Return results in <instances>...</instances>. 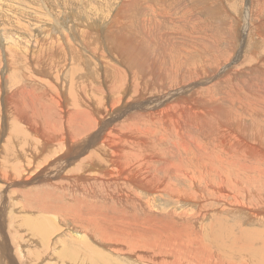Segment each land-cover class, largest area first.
<instances>
[{
  "label": "bare ground",
  "instance_id": "6f19581e",
  "mask_svg": "<svg viewBox=\"0 0 264 264\" xmlns=\"http://www.w3.org/2000/svg\"><path fill=\"white\" fill-rule=\"evenodd\" d=\"M9 1L0 0L4 10L17 9ZM138 1L96 9L104 25L75 14L71 26L24 33L28 41L10 36L2 48L0 40V264H17L10 234L19 226L48 239L58 223L75 217L73 229L88 222L82 230L88 239L136 264H264V86L260 93L251 89L252 75L263 78L257 64L264 53L257 58L256 49L264 43V17L244 13L252 49L218 55L219 45L207 47L216 43L215 33L196 15L154 12L153 24L145 18L136 25L128 9ZM255 3L253 10L262 0ZM48 17L42 22L59 18ZM33 19L41 27L40 16ZM146 27L165 30L152 39ZM220 33L227 46V34ZM147 46L153 47L148 56ZM240 61L249 75L228 68ZM240 74L251 78L250 88L232 83ZM213 83L218 91L197 88ZM161 164L162 171L155 170ZM136 191H169L175 203L189 201L197 209L158 219L166 212L149 211ZM34 212L42 216H17ZM148 213L153 217L136 216ZM208 213L216 217L198 225ZM234 214L243 220L228 218ZM244 220L253 227H243ZM21 238L14 240L18 248ZM101 254L89 243L79 258L112 264ZM56 256L49 252L46 260L53 264Z\"/></svg>",
  "mask_w": 264,
  "mask_h": 264
},
{
  "label": "rangeland",
  "instance_id": "374dc122",
  "mask_svg": "<svg viewBox=\"0 0 264 264\" xmlns=\"http://www.w3.org/2000/svg\"><path fill=\"white\" fill-rule=\"evenodd\" d=\"M120 1L121 0H116V1L112 0V2H111V0H12V1L8 2L9 4H12L16 7L18 6L17 7L18 10L17 9L12 10L9 6L6 7V10H4V7H2L3 3L1 4V2H0V6L3 8V10L0 9V40H1V45H2L1 47L5 48V47H3L4 43L8 40V37H10V36L18 38V35L21 34L19 36V39L22 41H28L29 36L24 35V33L30 34L31 32H34V33H43L44 34V30L48 26H50L49 29H51V30H53V28H57L56 26H58V25L63 26V27H64V25L71 26V24H73L74 22L75 23L78 22L74 18L72 19V17L75 14H78L83 19L89 20V18H90L91 22L94 21L95 25L97 24L98 26H100V24H103V23L100 22L98 19H96V9H99L100 11L103 12L105 10L100 9V8H103L106 5H108L109 7H111V5H112L113 8H116L118 5V2H120ZM134 1H138V0H134ZM143 1L145 2V4L141 3L140 1H138V3H137L138 5L141 6V8L136 4L133 6V7L137 6L136 8H133L130 5V8L128 9L129 12H130V10H132L131 11L132 16L136 20V22H134V21L133 22L136 23V25L140 24L139 26H141L142 23H143L142 25L146 24L143 20L145 18L149 19L150 23L153 24L154 23L153 19L155 18L154 12L155 13H159V12L164 13L165 12L163 16L165 17V15L169 14V16L171 18H174V17L179 18L183 14L185 19H189V18L192 19V18H195L194 16L196 15L201 20L202 25L203 24L209 25L211 27L212 33L213 32L215 33V37H213V39L215 40L216 43H214V45L209 44V46H207V47H210V49L211 48L213 49V48H215V46L219 45L218 50H216L218 55H219V53L223 54V55L224 54L228 55L232 51L235 52L236 55L237 54H239V56L244 55V52L246 50V46L251 47V46H254V44L256 43L255 41L251 42L250 45H248V43H247V41H248L247 37L248 36L246 37V35L244 34V30H243L244 13L250 12V15L252 17L254 12L256 11L255 12L256 14L264 17V2L258 7L257 10H253V9H255V7L253 6L252 3L254 2V4H256L255 1H257V0H221V1L220 0H214V1L213 0H203L205 3L201 0H196V1L195 0H180L179 1L180 3H177L176 5L173 4L174 6L172 4L170 5V3H173V2L176 3V0H168V1L162 0L164 2H162L161 0H143ZM171 1H173V2H171ZM249 1H250V4H249ZM88 3L91 4L89 7L87 6ZM9 4H7V5H9ZM211 4L212 5L214 4V5L212 6ZM147 6H151L152 8L148 9V8H146ZM247 6H249L248 7L249 9H246ZM214 8H215V10H214ZM217 8H219V9H217ZM243 9H245V10H243ZM145 10L146 11L149 10L148 14H147V15H149V17L146 15ZM241 11H242V13H241ZM131 12H130V14H131ZM222 13L224 16H222ZM38 15L40 16V20L43 17L45 19V17L47 15L49 16L47 19H50V21H51L52 16H54L55 18H58V17L59 18L57 19V22H52V21L51 22H49V21L48 22L47 21L42 22V20H41V22L39 23L41 25V27L37 28L36 20H34L33 18H35V17L38 18ZM103 19L105 20V18H103ZM205 22H207V23H205ZM191 23H192V21H190V25H191ZM19 24H20V26L18 27ZM151 24H149V25H151ZM165 24H166V22H165ZM103 25H101V26H103ZM167 25L169 26L168 23L166 24V27H167ZM228 26H230V27H228ZM22 27H26L25 32H22V31H24L23 30L24 28L20 29ZM27 27H28V29H27ZM253 27L255 28L256 26H253ZM93 28H94V26H93ZM148 28L146 27V33L143 31V29H140V28L139 29L142 30L144 32V34H146V36H148L147 34H149V36H150L149 38H152V39H154V37L157 34H159V35L163 34V31L165 30V28L164 29L162 28L159 30L158 29H152L151 27H148ZM225 29H226V31H225ZM202 30H203V28L198 29V31H202ZM59 31L60 30H58L57 32H59ZM232 31H233V33H236L238 35L234 34L236 36L235 37L233 35ZM220 32L223 33V36L225 35V33L227 34L226 35L227 39L229 38V40H228L229 44H227L228 48H226L227 46H225V44H223L222 40L221 41L219 40L222 38V34ZM229 33H232V35ZM239 34H240V37H237V36H239ZM35 37L36 36L34 35L33 39ZM251 39L254 40L253 37H251ZM91 41H92V39L90 40V42ZM259 44L262 46H260ZM159 47L160 46H158L155 49H158ZM251 49H252V47H251ZM152 50H153L152 46H149V47L147 46V47H145L144 53L146 52L145 54L148 56L149 52L147 53V51H152ZM256 51L257 52L259 51L257 53V58L259 56H261L262 53H264V43L263 42L257 44ZM226 53H228V54H226ZM248 53H250V50H248ZM201 54L202 53L197 54L198 56H196V58H198L200 60L199 56H201ZM262 56H263V54H262ZM240 64H241V61L237 62L235 64H229L228 68L231 70H236V68H237V71L244 70V71H246L245 73L249 75V71H248L249 67L245 63H243V65L245 64L244 66L242 64L241 65ZM230 65H232L233 67ZM234 65H235V67H234ZM257 65H260L262 68H264V61H262V63L257 64ZM239 66H241V67H239ZM261 72H262L263 78L261 76L258 77L259 73L257 75H252L253 76L252 81L254 82L253 83L254 87L251 89L256 91V92H259V93L261 92L260 88H263V86H264V84H263L264 83V69H262ZM201 74H203V80L208 79L210 77V75L203 72V70L201 71ZM242 75L240 74L238 76L239 78L237 77L238 79H234L232 81V83H236L238 81H243L244 84H242V85L250 88L251 86H249V85L252 84V82L250 80L251 78H249L248 76H244V75L242 76ZM221 77H222V75L217 76L215 81H218V79H221ZM194 79H199V78L195 77ZM199 80H201V79H199ZM256 83H259V84L256 85ZM260 84L262 87L260 86ZM199 87H197L198 90L201 88H205V87H211V91L212 90L218 91L214 87V83L202 85ZM209 93L212 94V92H209ZM212 95L214 96V99H217V100L219 99L217 94L213 93ZM154 129L159 131L160 133L162 132V130L159 129L158 127H154ZM245 134H247V133H245ZM163 138L166 139V140H164V141H166V144L175 143V141H173L171 139V137L163 136ZM165 159L166 158H164L163 161ZM191 161H193V160H191ZM162 168H163V165L161 164L155 170L158 169L159 172H161ZM170 179H172V178H170ZM158 183H160V182H158ZM201 191H202V189L200 190V192ZM194 192L196 195V190H194ZM138 193H139L140 201L142 202V204L144 206L145 205L147 206V209L149 211L151 210L152 212H155L156 210H158L159 212L156 211V213H159V214L160 213L163 214L166 212V214L160 215L161 217L158 219H165L164 218L165 215L166 216L169 215L170 212L174 213V214H180V213L186 214L185 211H187L188 208L194 209L195 211L197 209L196 205H193V207H192V204H190L191 202H189V201H186V202L183 201L184 203H181V204L175 203L176 200L174 199V195L173 194L171 195L169 191H163L161 193H160V191H158L152 195L144 193L143 191H136V194H138ZM263 193H264V191H263ZM140 195H142L143 197ZM160 196H162V197H160ZM154 199H155V202H154ZM107 207H108V205H105V207H103V210L104 211L108 210ZM206 207L210 208L209 205ZM160 209L162 210V212ZM168 209H170V210H168ZM37 213H39V212H36V214H35V212L32 214H17V216L24 217V216H29V215L32 216L33 215L32 217H38L39 214L37 215ZM190 214L194 215L195 213H189L188 215H190ZM220 215H222V214H220ZM39 216H42V215H39ZM136 216L139 217V218L137 217L138 219H143L144 217H148V218L153 217L151 215V213L143 214V215L141 214L140 216H139V214H136ZM206 216H208V217H204V219H202L203 221L200 220L198 222V225L204 226V225L208 224V222H210V220L212 219V216L216 217L215 214L213 215L210 213H208V215L206 214ZM230 217H233V219H237V220H243L242 216L240 214H234V216L228 215L229 219H230ZM74 221H78V218L75 217L74 219L69 220L68 224L67 223L66 224H62V223L59 224L58 223L59 227L54 232H52V234L49 235L48 239L46 238L44 233H42V235H40V236H36V235H34L33 232H31L29 230L24 231L23 228L19 226L18 229H15L16 234L14 233V235H15L14 237L12 234H10V239H11L10 245L12 244L10 247L12 249L13 248L16 249L15 252L18 251L17 254L20 253L18 255L16 253L13 254L14 260L17 259L16 263L21 264V262L25 261V264H49V261L46 260V259H48V257H46V254H49V252H51V254H55V256L57 255L56 256L57 258H55L54 261H50L53 264H55V263L56 264H58V263H60V264H78V262H76L77 260H79V264H89L90 260H87V259L83 260V259L79 258V256L82 253H84V249L86 248L87 244L91 243V245L93 246L94 249H96V251L98 250L101 253H103V254H101V256L102 255L109 256L112 259V264H128V263L129 264H136V262H135V261H137L136 259H135V261L134 260L132 261L131 259H129L127 257L125 258L124 256H120V257L117 255L115 256V254L110 252V250H107L108 248L106 249L104 246H100L99 244H97L96 241H93V239L92 240L88 239L87 236H85L83 234V231H82L83 228L88 226V222L82 221V227L79 230H77V229H73V227H72ZM261 224H262V226L260 228H262L264 230V220L261 222ZM242 226L246 227V228L247 227H250V228L253 227V226H250V223L247 220L243 221ZM175 227H176V229H178L179 223L175 224ZM12 228L13 227L11 226V230H12ZM186 231H189V229H187ZM18 236L22 237L19 240L20 248H18L16 246V244H15L16 241H14V240L18 239ZM205 243H207L208 245H211V242H209L208 237L206 238ZM258 246L260 247V251H262L263 247L260 244H258ZM28 247H29V249H28ZM17 248H18V250H17ZM19 250H20V252H19ZM32 250L35 254H39V255H37L39 257L32 256L30 258L26 252L27 251L32 252ZM38 251H40V253ZM46 251H48V252H46ZM214 251H216L215 248H214ZM71 253H74L75 257L70 255ZM107 253H109V254H107ZM40 255H44V256H42L43 258ZM15 256H17V257H15ZM18 256H20V257H18ZM39 259H40V261L38 262Z\"/></svg>",
  "mask_w": 264,
  "mask_h": 264
},
{
  "label": "crops",
  "instance_id": "0c3cea01",
  "mask_svg": "<svg viewBox=\"0 0 264 264\" xmlns=\"http://www.w3.org/2000/svg\"><path fill=\"white\" fill-rule=\"evenodd\" d=\"M264 1L262 0V3H263Z\"/></svg>",
  "mask_w": 264,
  "mask_h": 264
}]
</instances>
